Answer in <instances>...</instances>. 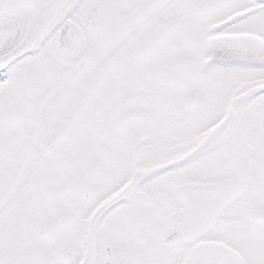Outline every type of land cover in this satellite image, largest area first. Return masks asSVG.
I'll return each instance as SVG.
<instances>
[{
    "label": "snow or ice",
    "instance_id": "6c2138e0",
    "mask_svg": "<svg viewBox=\"0 0 264 264\" xmlns=\"http://www.w3.org/2000/svg\"><path fill=\"white\" fill-rule=\"evenodd\" d=\"M0 264H264V0H0Z\"/></svg>",
    "mask_w": 264,
    "mask_h": 264
}]
</instances>
